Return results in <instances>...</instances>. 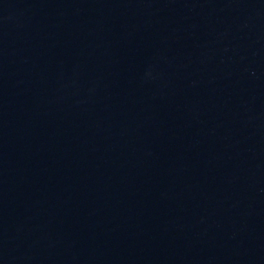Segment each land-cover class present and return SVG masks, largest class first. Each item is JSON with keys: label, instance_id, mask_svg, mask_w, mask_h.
<instances>
[{"label": "water", "instance_id": "water-1", "mask_svg": "<svg viewBox=\"0 0 264 264\" xmlns=\"http://www.w3.org/2000/svg\"><path fill=\"white\" fill-rule=\"evenodd\" d=\"M0 264H264V0H0Z\"/></svg>", "mask_w": 264, "mask_h": 264}]
</instances>
